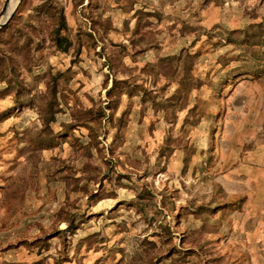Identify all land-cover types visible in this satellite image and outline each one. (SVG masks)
Segmentation results:
<instances>
[{
	"label": "rangeland",
	"instance_id": "rangeland-1",
	"mask_svg": "<svg viewBox=\"0 0 264 264\" xmlns=\"http://www.w3.org/2000/svg\"><path fill=\"white\" fill-rule=\"evenodd\" d=\"M0 77V264H264V0H18Z\"/></svg>",
	"mask_w": 264,
	"mask_h": 264
},
{
	"label": "water",
	"instance_id": "water-1",
	"mask_svg": "<svg viewBox=\"0 0 264 264\" xmlns=\"http://www.w3.org/2000/svg\"><path fill=\"white\" fill-rule=\"evenodd\" d=\"M8 1L9 0H5V2L3 4V7H2V9L0 11V28L3 27L7 23L8 19L10 18V16L12 15V13L14 11L13 10L9 15H7L4 19H2L5 16V12H6Z\"/></svg>",
	"mask_w": 264,
	"mask_h": 264
},
{
	"label": "bare ground",
	"instance_id": "bare-ground-1",
	"mask_svg": "<svg viewBox=\"0 0 264 264\" xmlns=\"http://www.w3.org/2000/svg\"><path fill=\"white\" fill-rule=\"evenodd\" d=\"M17 3H18V0H9L7 8H6L5 16L2 19H4L7 15H9L15 9Z\"/></svg>",
	"mask_w": 264,
	"mask_h": 264
},
{
	"label": "trees",
	"instance_id": "trees-1",
	"mask_svg": "<svg viewBox=\"0 0 264 264\" xmlns=\"http://www.w3.org/2000/svg\"><path fill=\"white\" fill-rule=\"evenodd\" d=\"M0 79H1V77H0Z\"/></svg>",
	"mask_w": 264,
	"mask_h": 264
}]
</instances>
